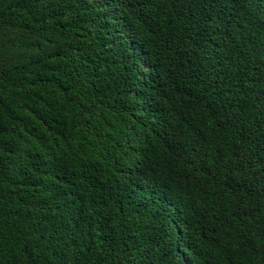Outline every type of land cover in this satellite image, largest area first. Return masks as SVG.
Here are the masks:
<instances>
[{
  "label": "trees",
  "instance_id": "1",
  "mask_svg": "<svg viewBox=\"0 0 264 264\" xmlns=\"http://www.w3.org/2000/svg\"><path fill=\"white\" fill-rule=\"evenodd\" d=\"M0 264H264V0H0Z\"/></svg>",
  "mask_w": 264,
  "mask_h": 264
},
{
  "label": "snow or ice",
  "instance_id": "2",
  "mask_svg": "<svg viewBox=\"0 0 264 264\" xmlns=\"http://www.w3.org/2000/svg\"><path fill=\"white\" fill-rule=\"evenodd\" d=\"M0 151H2V149H0ZM262 255H264V253H262Z\"/></svg>",
  "mask_w": 264,
  "mask_h": 264
}]
</instances>
